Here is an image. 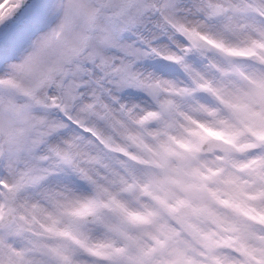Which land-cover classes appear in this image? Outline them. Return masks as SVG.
I'll use <instances>...</instances> for the list:
<instances>
[{"label":"snow or ice","instance_id":"6c2138e0","mask_svg":"<svg viewBox=\"0 0 264 264\" xmlns=\"http://www.w3.org/2000/svg\"><path fill=\"white\" fill-rule=\"evenodd\" d=\"M248 61L264 0H0V264H264Z\"/></svg>","mask_w":264,"mask_h":264},{"label":"clouds","instance_id":"9594fccd","mask_svg":"<svg viewBox=\"0 0 264 264\" xmlns=\"http://www.w3.org/2000/svg\"><path fill=\"white\" fill-rule=\"evenodd\" d=\"M247 63H248L249 65H251L252 68H259V69H261V70H264V65H258V64H255V63L252 62V61H248ZM249 70H250V69H249ZM238 83H242V82H238ZM206 102H211V101H206ZM221 112H222V115H223L224 117H228V118H230L229 113H228L227 111L223 110V108L221 109ZM204 119H207V118L205 117ZM181 122H183V121H181ZM231 122L236 123V121H234V120H232ZM236 126H237V127H241L238 123H236ZM217 127H220V126L217 125ZM176 134H179V130H177V133H176ZM211 143L215 144V143H220V142H219V141H215V140H213V141H211ZM209 147H210V144H209V143H205V144L202 145V149L204 150V151L202 152V156H203V157H206V158H208V159H213L216 155H219V154H220V150H219V148H213L212 151H207V150L209 149ZM237 158H238V159H244L243 156H239V155L237 156ZM241 175H242V174H241ZM223 196H224V194L221 193V197H222V198H223ZM221 211H228V210H227V209H223V208H221Z\"/></svg>","mask_w":264,"mask_h":264}]
</instances>
